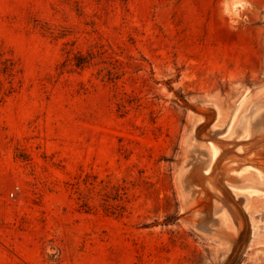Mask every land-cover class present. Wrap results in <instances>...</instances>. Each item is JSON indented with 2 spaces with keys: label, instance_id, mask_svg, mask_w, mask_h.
I'll use <instances>...</instances> for the list:
<instances>
[{
  "label": "rangeland",
  "instance_id": "rangeland-1",
  "mask_svg": "<svg viewBox=\"0 0 264 264\" xmlns=\"http://www.w3.org/2000/svg\"><path fill=\"white\" fill-rule=\"evenodd\" d=\"M261 123L264 0H0V264H264Z\"/></svg>",
  "mask_w": 264,
  "mask_h": 264
},
{
  "label": "bare ground",
  "instance_id": "bare-ground-1",
  "mask_svg": "<svg viewBox=\"0 0 264 264\" xmlns=\"http://www.w3.org/2000/svg\"><path fill=\"white\" fill-rule=\"evenodd\" d=\"M237 5H234V7H236ZM258 109V108H257ZM253 110V112H255V114H254V116L256 117V116H259L262 112L259 110ZM261 109H262V107H261ZM257 111V112H256ZM253 115V114H252ZM255 117H253L254 119H255ZM253 118H252V120L250 119V117L249 116H243V119H242V124H244V125H246V126H248L249 128H251L252 126H253ZM258 127H261V128H264V125L261 123L260 124V126H258ZM260 130H262V129H260ZM247 135V134H246ZM218 152L215 154V158L216 157H218ZM255 169V171L257 172V174L256 175H258L262 180H264V171H262V170H260V169H258V168H254ZM248 171V170H247ZM237 173H239V172H237ZM259 177H257V178H259ZM259 178V179H260ZM258 179V180H259ZM262 182V181H261ZM262 185H264V184H262ZM238 187V186H237ZM235 188H236V186H235ZM239 188V187H238ZM254 221V220H253ZM254 225V224H253ZM254 233H253V236H255L256 234H258V231H257V227H256V225H255V230L253 231Z\"/></svg>",
  "mask_w": 264,
  "mask_h": 264
},
{
  "label": "built area",
  "instance_id": "built-area-1",
  "mask_svg": "<svg viewBox=\"0 0 264 264\" xmlns=\"http://www.w3.org/2000/svg\"><path fill=\"white\" fill-rule=\"evenodd\" d=\"M11 195H14V192H11Z\"/></svg>",
  "mask_w": 264,
  "mask_h": 264
}]
</instances>
